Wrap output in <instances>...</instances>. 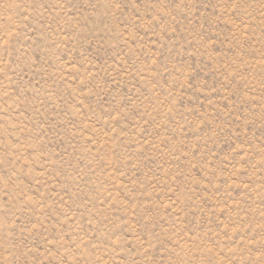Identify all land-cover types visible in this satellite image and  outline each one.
<instances>
[{
	"label": "rangeland",
	"instance_id": "rangeland-1",
	"mask_svg": "<svg viewBox=\"0 0 264 264\" xmlns=\"http://www.w3.org/2000/svg\"><path fill=\"white\" fill-rule=\"evenodd\" d=\"M0 264H264V0H0Z\"/></svg>",
	"mask_w": 264,
	"mask_h": 264
}]
</instances>
